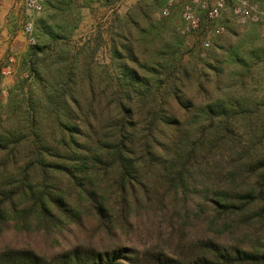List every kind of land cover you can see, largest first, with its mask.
Listing matches in <instances>:
<instances>
[{"label": "trees", "instance_id": "16d2710c", "mask_svg": "<svg viewBox=\"0 0 264 264\" xmlns=\"http://www.w3.org/2000/svg\"><path fill=\"white\" fill-rule=\"evenodd\" d=\"M78 1L42 3L33 79L0 109V231L51 249L89 222L98 241L5 246L0 264H264V98L241 95L264 49L242 48L231 1L202 59L167 0L113 12L104 64L70 38L82 6L121 0Z\"/></svg>", "mask_w": 264, "mask_h": 264}, {"label": "rangeland", "instance_id": "374dc122", "mask_svg": "<svg viewBox=\"0 0 264 264\" xmlns=\"http://www.w3.org/2000/svg\"><path fill=\"white\" fill-rule=\"evenodd\" d=\"M138 0H121L111 6H103L97 1L89 6H82L79 13V26L70 38V47L78 49L86 40H91L97 47L95 50V60L99 63H107V51L109 38V22L113 12L126 14ZM186 0H172L168 6L167 0L164 8L167 7L168 13L170 8L174 7L176 12L175 21L181 27V8ZM264 1V0H262ZM82 5V0L78 1ZM163 8V10H164ZM162 10V13H163ZM164 14V13H163ZM165 15V14H164ZM44 17L47 19L44 9L39 12L29 11L25 6V0H0V109L5 104L9 91L22 79H27V82L32 81V76L28 72L21 69V60L23 54L30 45L35 44L28 41V34L24 31V24L27 21L32 23V36L34 38L33 28L36 22ZM235 19V18H234ZM234 22L239 26V37L242 48H253L255 54H260V48L264 49V24L255 22H239L236 19ZM213 25L208 24L202 30L194 34H182L184 37V48H186V59L193 58L198 54V58L202 59L206 56V48L202 46L204 38L208 37L210 43L212 38L217 35L211 30ZM209 47V46H208ZM262 55V53H261ZM9 57L14 58L11 66V72L7 75L1 73L2 67L6 64ZM246 60L252 67L247 78V87L241 91V95L251 96L254 99L260 100L264 98V57L257 59L253 55H245ZM95 226L92 223H87L80 230L72 229L64 231L60 236V243L57 247L68 246L75 241L97 242L98 236L94 234ZM117 240L116 238H114ZM122 241L126 240L125 236H121ZM106 242V240H104ZM48 243V244H47ZM5 246L11 247H31L39 252L50 251L55 248L49 247L47 238L42 237V234L36 230L28 232H18L12 224L0 231V249Z\"/></svg>", "mask_w": 264, "mask_h": 264}, {"label": "built area", "instance_id": "2783aa9c", "mask_svg": "<svg viewBox=\"0 0 264 264\" xmlns=\"http://www.w3.org/2000/svg\"><path fill=\"white\" fill-rule=\"evenodd\" d=\"M45 0H25V6L29 11L39 12L42 9V3ZM232 3L231 12L233 17L239 22H255L264 24V1L259 0H230ZM172 3L169 0L168 6ZM227 0H186L181 8V27L182 34H194L202 30L211 22L217 21L226 6ZM163 13L168 14L167 7ZM224 30L223 26H214L211 32L220 34ZM24 31L28 34V41L34 43L32 34V23L25 22ZM210 45L208 37L204 38L202 46L204 48ZM14 62L13 57H9L6 64L2 67L1 73L7 75L11 72V66Z\"/></svg>", "mask_w": 264, "mask_h": 264}]
</instances>
